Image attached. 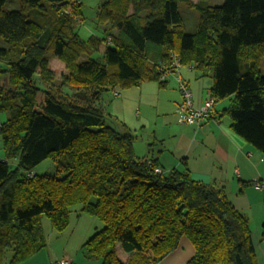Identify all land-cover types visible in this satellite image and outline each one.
Listing matches in <instances>:
<instances>
[{
	"label": "trees",
	"instance_id": "16d2710c",
	"mask_svg": "<svg viewBox=\"0 0 264 264\" xmlns=\"http://www.w3.org/2000/svg\"><path fill=\"white\" fill-rule=\"evenodd\" d=\"M71 1L20 0V8L9 9L0 0L6 44L0 73L8 75L7 87H0V112L7 113L0 119V264L38 253L47 245L42 217L63 232L76 205L101 222L84 243L87 257L100 264H158L184 236L194 247L188 264H259L249 220L224 188L193 178L187 168L165 170L157 159L138 157L135 135L124 124L120 129L99 99L105 90L141 81L164 85L158 68L168 67L174 54L182 66L194 63L212 77L211 94L229 98L223 114L232 129L264 154V0L216 6L105 0L97 13L105 36L87 41L73 18L83 15L82 2ZM180 2L199 13L192 33ZM70 4L73 11L66 10ZM103 43L100 62L91 54ZM149 45L161 48L157 57ZM50 52L68 70L55 90ZM48 158L56 173L36 171ZM118 245L127 260L119 258Z\"/></svg>",
	"mask_w": 264,
	"mask_h": 264
},
{
	"label": "crops",
	"instance_id": "0c3cea01",
	"mask_svg": "<svg viewBox=\"0 0 264 264\" xmlns=\"http://www.w3.org/2000/svg\"><path fill=\"white\" fill-rule=\"evenodd\" d=\"M148 51L152 57H157L161 48L149 45ZM180 75L192 91L194 106H201L212 87V77L204 75L194 63L183 65ZM116 89L121 96L116 97L113 90H105L99 102L105 112L115 118L118 127L121 129L124 124L135 139L137 132H146V151L142 157L157 159L165 170L187 168L193 178L223 187L230 202L248 218L258 263L264 264L261 236L264 188L256 185L264 182V154L232 129L231 119L223 114L229 98L218 100L213 115L196 127L178 121L182 98L175 77L164 85L157 80H146L127 89ZM71 215L66 230L57 232L50 228L46 233L47 245L20 264H51L64 255L74 264H100L99 259L87 257L84 243L101 222L80 212L79 208L75 212V223ZM117 254L123 261L129 258L119 245ZM193 254L194 247L184 236L178 248L158 264H188Z\"/></svg>",
	"mask_w": 264,
	"mask_h": 264
},
{
	"label": "rangeland",
	"instance_id": "374dc122",
	"mask_svg": "<svg viewBox=\"0 0 264 264\" xmlns=\"http://www.w3.org/2000/svg\"><path fill=\"white\" fill-rule=\"evenodd\" d=\"M73 1H71L72 4L79 3V1L82 2L83 15L82 16L77 15L76 17H73L76 30L80 36V40L87 41L88 38L92 34L103 38V36H105V32L102 30V27L97 22V13H98V9H99L100 4L103 3L105 0H73ZM190 1L192 3H195L198 0H190ZM223 2H224V0H203V1H201L200 4L201 5H209V6H216V5L223 4ZM6 6L9 9H18V8H20V0H7ZM66 10L73 11V6L70 4ZM179 10H180V12L183 16V19H184L186 32H188V33L194 32L197 28V25H198V19H199L198 11L194 7L186 5L183 2L179 3ZM105 45L106 44L103 43L99 50L94 51L91 54V57L97 61L104 62L102 51H103ZM0 46H3V47L6 46L5 42L1 38H0ZM48 56H49V66L54 71V78H53L54 81L53 82L55 83V86H54V90H55V88L58 86V84L62 81V75L67 73L68 70L66 68L65 62H63L62 60H59L51 52L48 53ZM84 59H85V56H83L81 58V60H84ZM3 67H5V66L3 65V62L0 61V69H2ZM261 70L264 73V58L262 61ZM172 78L173 77H170L171 80H172ZM7 85H8V75H7V73L2 72V73H0V87L4 88V87H7ZM66 86H67L66 88L68 89L69 92L75 91V89L72 86H70V85H66ZM6 116H7L6 112H0V119L1 120L5 119ZM136 137L137 138L135 139V142L133 144L134 150H135V153L138 157H142V156H144L145 151H146V149H145V147H146L145 140L147 137L146 132H137ZM0 158L1 159L5 158V151H4L3 146H2L1 138H0ZM9 162H10V165L12 167L16 164V160H9ZM36 171L41 172V173L44 172V173H49V174H55L57 171V168L55 166V163L51 159L48 158L36 166ZM34 173H35V171L32 172L31 175ZM78 207H79V205H76L73 207L74 211L72 212V215H71L72 219L74 220L73 223L76 222L77 216L75 215V212H76ZM42 220H43V224H44L45 233H49L48 230L50 228H52L50 220L46 216H43ZM6 256L7 257L11 256V249H8L6 251Z\"/></svg>",
	"mask_w": 264,
	"mask_h": 264
},
{
	"label": "built area",
	"instance_id": "2783aa9c",
	"mask_svg": "<svg viewBox=\"0 0 264 264\" xmlns=\"http://www.w3.org/2000/svg\"><path fill=\"white\" fill-rule=\"evenodd\" d=\"M181 67L182 65L179 62L178 57L172 54L171 62L168 67L164 66L158 68L159 76L163 81H167L170 77H175L178 81V88L182 98L179 105L178 121L180 123L199 127L208 121V119L213 115L214 106L217 100L211 92H209L206 100L201 106H194L192 91L188 83L180 75ZM113 94L116 97L121 96V92L117 89H113ZM155 171L161 172V169L155 168ZM256 185L264 188V182H257ZM51 264H74V262L68 255H64Z\"/></svg>",
	"mask_w": 264,
	"mask_h": 264
}]
</instances>
